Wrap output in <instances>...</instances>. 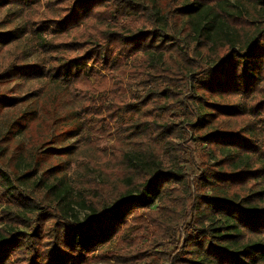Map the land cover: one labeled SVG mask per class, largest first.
<instances>
[{"label":"trees","instance_id":"trees-1","mask_svg":"<svg viewBox=\"0 0 264 264\" xmlns=\"http://www.w3.org/2000/svg\"><path fill=\"white\" fill-rule=\"evenodd\" d=\"M61 3L62 12L46 19L42 13L52 10L51 0H0L4 10L0 17V85L15 81L24 90L22 94L12 89L9 95L0 93V109L37 97L51 83L65 91L71 105L68 114L54 118L71 121L60 123L63 130L54 129L60 142L97 126L125 133L131 141L123 147L116 144L111 154L115 178L107 181L112 184L97 182L93 175L86 182L67 180L59 162L45 167V160L26 159L29 168L15 180L39 183L54 205L50 218L55 219L56 228L44 248H38L41 226L25 229L33 215L43 217L45 212L37 201L16 192L11 176L0 167L5 203L0 210V225H5L0 229V264L11 263L14 253L25 257L23 264H88L95 251L137 219L152 225V247L160 243L159 237L169 238L175 253L162 257L180 263L178 228L165 224L158 217L159 209L152 206L165 193L184 198L186 192L190 205L181 208L188 231L186 248H180L183 263L264 264V0ZM246 4L244 13L241 8ZM174 17L187 30H175L170 25ZM90 19L100 20L102 30L89 37L57 41L41 36L45 24L65 33ZM16 46L15 53L6 54ZM205 48L217 57L200 68L189 53L201 57ZM174 50L178 57L172 72L179 83L188 81L185 93L174 90L160 73L170 69L167 51ZM75 51L81 52L64 55ZM8 56L12 59L5 62ZM138 57L142 62L136 64ZM161 98L184 106L187 125L203 131L197 138L205 149L219 155L200 170L193 192L185 189L188 181L178 168L186 154L175 140L185 139L182 122L160 124L159 118L142 119L140 107L158 105ZM38 113H22L11 126L24 132L33 126L48 128L51 123L44 124L43 114ZM53 139L52 135L39 153L41 158L75 152L72 143L55 146ZM204 155L210 157L208 152ZM79 209L85 211L82 219ZM130 256L138 264L148 257L144 250L131 251Z\"/></svg>","mask_w":264,"mask_h":264},{"label":"rangeland","instance_id":"rangeland-1","mask_svg":"<svg viewBox=\"0 0 264 264\" xmlns=\"http://www.w3.org/2000/svg\"><path fill=\"white\" fill-rule=\"evenodd\" d=\"M63 0H51L53 3L52 10L46 11L42 13L43 18H52L54 14H59L61 8L64 6L61 3ZM70 1H66L69 3ZM249 6L246 4L244 8L241 10L246 13V9ZM60 8V9H59ZM55 12V13H54ZM4 14V10L0 9V17ZM62 14V13H61ZM60 14V15H61ZM128 18V17H127ZM127 18H124L125 21ZM264 18V17H263ZM130 20L132 18L130 17ZM170 25L173 26L175 30H187V27L183 28V24L178 17L172 18L170 21ZM234 24L240 25L241 23L238 21H233ZM100 20L90 19L89 21H85L78 28H75L71 31H67L65 33H60L58 30L53 29L51 26L45 24L42 27L41 36L44 39L53 40H71V39H80L82 37H89L90 34H93L95 31L102 30L99 26ZM138 25L141 24V21L137 22ZM12 25H9L11 27ZM131 28V27H130ZM3 31V30H0ZM185 32H182V36H184ZM178 44V42H177ZM9 47V46H8ZM89 47V44L86 48ZM191 46H189L190 48ZM191 49V48H190ZM18 50V47H14L9 49L6 53L9 55L10 52L15 53ZM78 51L75 52H65L64 55L73 56L77 54ZM81 52V51H79ZM78 52V53H79ZM167 51V55L171 54L173 59H170V56L167 57V61L170 65L167 68H170L166 71L160 72L161 75L167 80V84L171 86L176 91L187 92L188 81L179 83V79L177 74H173V70L175 68V62L178 55H176L177 51ZM201 57L196 55H191L193 60L197 62L200 68L205 67L208 64L213 63L216 59L215 52L210 51L208 48H205L201 52ZM1 54V52H0ZM32 58V57H31ZM10 56L6 57L5 62H9L11 60ZM175 59V60H174ZM136 64L140 62L141 57L136 58ZM130 62V60L128 61ZM142 62V61H141ZM131 64V63H127ZM139 67V66H138ZM121 70V68H120ZM105 72V71H104ZM198 72V71H197ZM115 73H118L116 71ZM123 81L127 80L123 77ZM15 81H11L6 85H0V93L5 95L10 94V90L15 91V93L22 94L23 89H20L19 85H14ZM128 83V82H126ZM190 83V81H189ZM180 84L182 86H180ZM44 87V86H43ZM159 104L154 105V103L147 104L145 107H140V112L142 119L144 118H159L161 120H157L160 124H164V122H169V120L180 121L182 122V126L187 130V133L184 134L185 139L181 141L180 139H175L177 142H180L181 147L185 150L186 153L184 159L179 164V169L182 172H185L187 183L184 184L185 189L190 188L193 192L196 189V177L200 170H202L207 163L213 162L216 158L219 157L218 154H214L209 149H205L201 144V141L197 136L201 134L203 131L194 130L189 127L187 124L189 121H186L187 113L186 108L181 106L179 103H176L174 100L164 101L162 98L158 100ZM169 102V104H167ZM70 103L67 101V97L65 95V91L62 90L58 85H53L51 83L47 84L44 88H41V93L37 97H32L13 108L0 109V167L11 176L14 186L16 187V192L25 194L28 197H31L33 201H37L40 204V211L45 212L42 216L33 215L30 221V225L25 230L32 231L33 227L41 226L42 231L38 240V245L40 248L45 241L49 240L51 237V232H53L56 228L54 222L55 219H51L50 216L54 214L53 209L54 205L52 204L49 196L46 193V189L43 188L39 183H20L16 179L19 174L26 172L29 168L26 162L27 158L31 156L35 157V160L42 162L45 160V167L52 166L59 162L63 168V172L66 176L67 180H79V182H86L89 176H94L97 182L112 184V179H114V174L112 175L111 170L115 168L113 165V161L109 160L112 152L116 151L117 147H123V144L128 142L131 139L127 138V134L125 133H117L112 132V128L108 129L107 127H95L90 131H86V133H81L78 137H73L71 139H66L64 142H60L56 137V133L54 129L57 131L63 130L64 128L60 125L71 123L68 117H64L63 120L54 119L55 117H60L64 114H68V110L70 108ZM158 106L163 107L164 109L158 108ZM167 108V109H165ZM44 110L45 114H43ZM37 110L38 114H43L45 118V123H51L48 128L45 126H33L30 131H18L11 125H14L13 122L17 120L22 113H26L28 111ZM148 110V112L146 111ZM129 115L125 116L127 119ZM154 119V120H155ZM233 122L229 121V124L232 125ZM42 124V123H41ZM241 124V122H240ZM258 128H256L257 130ZM103 130H106L104 133ZM255 133L258 135L260 139L259 130ZM261 132V130H260ZM53 135L54 139L51 142L52 145L64 147L65 145L72 143L75 148V152H71L69 156H58L49 155L47 157L41 158L39 153L43 151L46 146L49 145L48 140ZM116 142V143H115ZM72 150V149H71ZM209 153L210 157L204 155L205 153ZM171 156V155H170ZM165 162H168V156L165 157ZM168 164V163H167ZM87 170V171H86ZM98 170L99 173H98ZM40 172V169H39ZM78 174L80 176L78 177ZM83 174V175H81ZM51 175V174H49ZM46 176V174H45ZM70 178V179H69ZM38 179V178H37ZM90 179V178H89ZM110 179L111 181H107ZM81 185V184H80ZM175 188H183L181 185H173ZM107 196V195H106ZM0 210L5 207V203L0 193ZM49 207H48V206ZM182 205L188 207L190 205V198L185 194V197L177 195V194H163L161 195L152 206L153 209H159V216L163 218L165 224L168 223L172 227L178 228V234L176 235V244H178V253L180 254L179 259L180 263L175 264H185L182 262V258L184 255L180 248L184 249L186 246V234L188 231L184 228L183 220L181 219L183 215ZM15 210V208L13 209ZM79 218L82 219L84 217L85 211L79 209L78 211ZM142 212V211H141ZM144 213V212H142ZM45 215V216H44ZM138 221L131 220L128 222L127 226L122 228V231L118 237H116L111 242L101 246V248L95 251L90 257L88 264H138L135 261L136 257H131V251H143L146 253L148 257L143 259L139 264H173L170 263L169 260L164 259L162 256L165 253H175V248L171 249V245L169 244L168 237H159L160 243H157L156 246L152 247L150 239L152 237V225L145 224L140 219ZM3 224L0 225V229ZM144 228V229H143ZM143 229V230H142ZM45 246H42L44 248ZM41 248V249H42ZM186 248V247H185ZM15 254V253H14ZM11 255V263L9 264H23L24 256L23 255Z\"/></svg>","mask_w":264,"mask_h":264}]
</instances>
